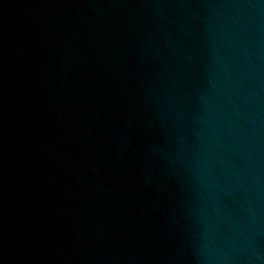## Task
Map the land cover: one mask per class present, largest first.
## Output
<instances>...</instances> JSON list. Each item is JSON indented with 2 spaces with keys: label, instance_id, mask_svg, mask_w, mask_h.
I'll list each match as a JSON object with an SVG mask.
<instances>
[{
  "label": "water",
  "instance_id": "water-1",
  "mask_svg": "<svg viewBox=\"0 0 264 264\" xmlns=\"http://www.w3.org/2000/svg\"><path fill=\"white\" fill-rule=\"evenodd\" d=\"M0 264H264V0H0Z\"/></svg>",
  "mask_w": 264,
  "mask_h": 264
}]
</instances>
